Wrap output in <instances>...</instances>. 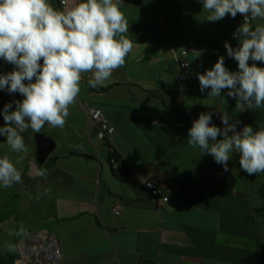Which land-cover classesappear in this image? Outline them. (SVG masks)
Wrapping results in <instances>:
<instances>
[{"label":"crops","instance_id":"0c3cea01","mask_svg":"<svg viewBox=\"0 0 264 264\" xmlns=\"http://www.w3.org/2000/svg\"><path fill=\"white\" fill-rule=\"evenodd\" d=\"M78 2L66 0L62 7L49 0L65 11ZM117 2L133 47L125 65L97 86L106 91H91L92 74H82L62 128L45 124L39 132L29 128L21 134L27 153L13 152L0 136V158L8 156L22 174V183L0 186V207L14 219L6 233L11 249L7 243L0 249L14 251L15 264H264V173L244 172L234 153L228 162L234 189L201 181L200 167L214 159L187 143L201 113H213L217 127H223L222 112L230 122L239 121L237 131L264 126V107L239 111L227 89L220 97H207L211 89L200 92L197 74L212 68L219 56L230 71L238 70L224 43L238 47L233 33L243 23L241 15L208 22L201 0ZM250 23L261 25V19ZM180 49H187L184 69L178 66ZM14 67L0 60V74ZM15 100L23 96L0 90V112ZM90 110H100L114 130L116 173ZM38 134L54 142L43 163L36 159ZM146 183L161 189L168 201L154 203Z\"/></svg>","mask_w":264,"mask_h":264},{"label":"clouds","instance_id":"9594fccd","mask_svg":"<svg viewBox=\"0 0 264 264\" xmlns=\"http://www.w3.org/2000/svg\"><path fill=\"white\" fill-rule=\"evenodd\" d=\"M201 2L208 22L237 14L246 22L233 33L238 47L224 43L238 70L230 71L224 56H219L212 68L197 74L200 92L211 89L207 97H220L221 90L227 89L239 111L264 107V67L257 64H264V25L253 27L250 23L264 19V0ZM128 30L117 0H80L66 11L57 10L49 0H0V59L15 66L0 74V90L23 96L22 101L6 103L0 112L4 121L0 136L6 137L13 152L27 153L21 134L29 128L39 132L45 124L65 125L70 106L80 93L82 74L91 73L88 85L96 88L125 65L133 47L126 36ZM212 116L211 112L201 113L193 121L188 145L198 147L201 155H211L224 172L236 153L244 172L264 173V126L254 131L245 125L237 131L239 121L230 122L227 112L220 116L223 127L213 125ZM153 124L158 126L156 121ZM39 175L44 176L45 171L40 170ZM17 183H22L21 171L8 156L0 158V186Z\"/></svg>","mask_w":264,"mask_h":264},{"label":"built area","instance_id":"2783aa9c","mask_svg":"<svg viewBox=\"0 0 264 264\" xmlns=\"http://www.w3.org/2000/svg\"><path fill=\"white\" fill-rule=\"evenodd\" d=\"M60 5L62 7H65L66 5V0H59ZM241 20L242 22H246L244 20V17L241 15ZM261 25H264V19H261ZM187 54V49H180L179 50V55L180 58H178V66L180 69H184L187 64L185 62L184 57ZM1 61H4L2 59H0ZM42 63V62H41ZM89 119L91 120V122L93 123V125H95L98 128V139L103 141L104 143H107V149L109 151V154H113L115 151L113 149V147H111L110 144V137L113 134V128L108 126L104 119H103V115L102 112L100 110H90L88 113ZM109 155V156H110ZM109 164L112 167L113 170H118V162L117 159H115V157L111 156L109 157ZM145 190L147 191V193L149 194V196L151 197L152 201L154 203H158V201H163V202H167L168 198L166 196L163 195V191L161 189H159L157 186H155L152 183H146L144 185ZM113 214L115 216H118L120 214V212L117 209H113ZM0 229H3V224L0 223ZM58 259V251L57 250H53V252L51 253V260L56 261Z\"/></svg>","mask_w":264,"mask_h":264},{"label":"water","instance_id":"95a60500","mask_svg":"<svg viewBox=\"0 0 264 264\" xmlns=\"http://www.w3.org/2000/svg\"><path fill=\"white\" fill-rule=\"evenodd\" d=\"M37 144V162L43 163L47 156L54 148V142L43 134L35 136ZM199 176L201 181H213L223 184L229 189H234L236 184L235 176L230 172H224L222 166L215 161L206 165H203L199 169ZM236 196H241V193H236ZM36 250V247H34Z\"/></svg>","mask_w":264,"mask_h":264},{"label":"trees","instance_id":"16d2710c","mask_svg":"<svg viewBox=\"0 0 264 264\" xmlns=\"http://www.w3.org/2000/svg\"><path fill=\"white\" fill-rule=\"evenodd\" d=\"M91 91L101 93V92L106 91V89L96 87V88H91ZM105 145H107V143H105ZM115 155H116V153L114 152L109 157L113 156L116 159ZM109 159L110 158H108V162H109ZM117 171L118 170H116V171L113 170L114 173H116ZM16 260H17V254L14 251H12V252L0 251V264H15Z\"/></svg>","mask_w":264,"mask_h":264},{"label":"rangeland","instance_id":"374dc122","mask_svg":"<svg viewBox=\"0 0 264 264\" xmlns=\"http://www.w3.org/2000/svg\"><path fill=\"white\" fill-rule=\"evenodd\" d=\"M6 217H7V221L5 220ZM0 218L3 219L5 223V226L3 225V230L2 229L0 230V243L9 244V242H7L6 240V237H7L6 233L8 232V229L14 224L13 216L11 215V213L6 211L3 207H0ZM8 249H11V245L8 246ZM0 251L2 250L0 249Z\"/></svg>","mask_w":264,"mask_h":264},{"label":"bare ground","instance_id":"6f19581e","mask_svg":"<svg viewBox=\"0 0 264 264\" xmlns=\"http://www.w3.org/2000/svg\"><path fill=\"white\" fill-rule=\"evenodd\" d=\"M47 252H48V251L45 252V255H46V256H48V253H47ZM50 252H51V251H50ZM43 253H44V252H43ZM50 257H51V256H50Z\"/></svg>","mask_w":264,"mask_h":264}]
</instances>
